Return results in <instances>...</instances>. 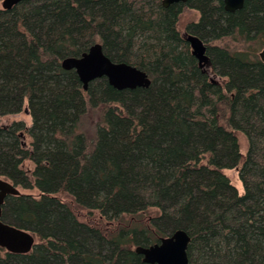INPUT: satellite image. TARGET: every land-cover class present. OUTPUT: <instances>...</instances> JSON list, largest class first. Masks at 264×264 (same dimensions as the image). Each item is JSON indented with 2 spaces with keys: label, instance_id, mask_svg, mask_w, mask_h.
Instances as JSON below:
<instances>
[{
  "label": "trees",
  "instance_id": "1",
  "mask_svg": "<svg viewBox=\"0 0 264 264\" xmlns=\"http://www.w3.org/2000/svg\"><path fill=\"white\" fill-rule=\"evenodd\" d=\"M185 7L199 12L185 33L204 42L202 66L178 29ZM95 42L149 85L117 89L103 76L84 90L60 62ZM263 47L264 0L234 11L223 0L0 5V116L27 101L32 118L24 133L0 124V176L38 191L7 195L1 219L35 243L0 247V264H148L135 247L179 228L188 264H264ZM72 203L116 225L80 221Z\"/></svg>",
  "mask_w": 264,
  "mask_h": 264
},
{
  "label": "water",
  "instance_id": "2",
  "mask_svg": "<svg viewBox=\"0 0 264 264\" xmlns=\"http://www.w3.org/2000/svg\"><path fill=\"white\" fill-rule=\"evenodd\" d=\"M21 0H1L2 8H11ZM172 2H186V0H162L164 6ZM244 0H223L224 8L234 11L243 6ZM190 43L193 55L202 66L207 61L204 42L195 35L185 33ZM259 57L264 62V47L259 51ZM64 69H74L82 83L84 90L88 83L99 77H106L109 84L117 89L146 87L150 83L147 73L139 67L126 62L112 61L102 49L100 42L91 44L87 50L78 56H66L61 60ZM21 191L13 182L0 177V247L13 253L29 252L35 237L32 232L9 224L1 219L2 206L7 195H19ZM189 235L183 229L160 237L159 241L146 246L137 245L135 251L142 255V260L149 264H188L187 245Z\"/></svg>",
  "mask_w": 264,
  "mask_h": 264
},
{
  "label": "rangeland",
  "instance_id": "3",
  "mask_svg": "<svg viewBox=\"0 0 264 264\" xmlns=\"http://www.w3.org/2000/svg\"><path fill=\"white\" fill-rule=\"evenodd\" d=\"M198 17H199V12L197 10L190 8V7H185L183 9V11L181 12L179 19H178L177 24H178L179 31L181 33H185L186 32V30H185L186 25L189 22L197 21ZM231 39L232 38H225V41L230 43V45L232 47L236 46L238 44V42L235 40H231ZM238 45H239V47L241 46L240 43ZM93 113L95 114L96 111H94ZM13 121L21 122V125L23 126V128H21L19 132H22V133L25 132L26 127L31 125L32 118H31V115H30L28 108H27V101H24L22 108L18 112L0 116V124H10ZM235 134H236L237 139H238L239 150L244 155L246 153V150H247L246 136L241 131H235ZM25 141L27 143H29V137L26 135H25ZM24 164L29 168H31L33 166L30 162H25ZM224 172L230 178L231 183L237 188L238 192L242 193L243 192V186H242L241 180L238 177L237 169L236 168H228V169H225ZM0 177H2V176H0ZM2 178H4V177H2ZM18 188L21 191V193L26 192V193H32L34 195L38 194V191H36V190H29L26 188H22L21 186H18ZM72 209L80 221L86 222L88 224H98V226H100L103 229V231L108 230V229H112L116 225L115 222H113V223L108 222L104 217L100 216L99 212L96 210L89 211V210L82 208L80 206H77L73 203H72Z\"/></svg>",
  "mask_w": 264,
  "mask_h": 264
},
{
  "label": "flooded vegetation",
  "instance_id": "4",
  "mask_svg": "<svg viewBox=\"0 0 264 264\" xmlns=\"http://www.w3.org/2000/svg\"><path fill=\"white\" fill-rule=\"evenodd\" d=\"M154 243V242H153ZM147 263V262H146ZM149 264V263H148Z\"/></svg>",
  "mask_w": 264,
  "mask_h": 264
}]
</instances>
